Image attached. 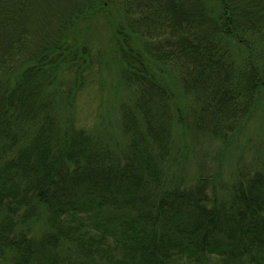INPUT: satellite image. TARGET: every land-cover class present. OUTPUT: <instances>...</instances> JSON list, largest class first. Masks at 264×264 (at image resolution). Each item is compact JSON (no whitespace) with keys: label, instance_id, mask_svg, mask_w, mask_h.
<instances>
[{"label":"trees","instance_id":"16d2710c","mask_svg":"<svg viewBox=\"0 0 264 264\" xmlns=\"http://www.w3.org/2000/svg\"><path fill=\"white\" fill-rule=\"evenodd\" d=\"M263 105L264 0H0V264H264V169L185 150Z\"/></svg>","mask_w":264,"mask_h":264},{"label":"rangeland","instance_id":"374dc122","mask_svg":"<svg viewBox=\"0 0 264 264\" xmlns=\"http://www.w3.org/2000/svg\"><path fill=\"white\" fill-rule=\"evenodd\" d=\"M102 78L104 87L101 80L96 78V83L94 82L77 100L76 115L78 124L82 127L89 128L99 124L109 114L108 111H111L114 96L109 84L113 75H108L105 71ZM207 136L201 135L196 141H192V145L190 140L185 150L189 151L190 156L196 155L200 164L206 165L208 174L215 176L220 172L219 186H230L242 171L254 172L264 169V105L227 140L210 139ZM179 142L182 147L187 144L186 138H180ZM196 166L193 162L189 174L194 173Z\"/></svg>","mask_w":264,"mask_h":264}]
</instances>
